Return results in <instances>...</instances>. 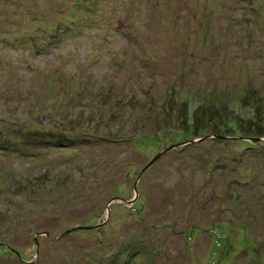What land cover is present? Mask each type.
I'll list each match as a JSON object with an SVG mask.
<instances>
[{
    "label": "rangeland",
    "instance_id": "374dc122",
    "mask_svg": "<svg viewBox=\"0 0 264 264\" xmlns=\"http://www.w3.org/2000/svg\"><path fill=\"white\" fill-rule=\"evenodd\" d=\"M262 116L264 0H0V264H264Z\"/></svg>",
    "mask_w": 264,
    "mask_h": 264
},
{
    "label": "trees",
    "instance_id": "16d2710c",
    "mask_svg": "<svg viewBox=\"0 0 264 264\" xmlns=\"http://www.w3.org/2000/svg\"><path fill=\"white\" fill-rule=\"evenodd\" d=\"M241 97H242V100H238V102L240 103V105L243 104L244 102H247L248 104H252V103L255 102V99H256V96L255 95L254 96H251L250 95V96H248V97L245 98V96H243V94H242ZM229 103L230 102H228V104ZM258 112L260 113L259 110H258ZM197 116H196V118H195V116L194 117H191V118H193L192 119L193 120L192 122H189V120H188L187 117L184 118V120H183L182 123H184L186 125L187 131H184L186 133H184V132L183 133H180V136L182 134L183 135L188 134L189 133L188 130L190 128L192 130V134H195V135H198V136L203 135L201 138L205 137L204 134L202 133V131H204L205 129L212 128L213 131L214 130L215 131H218V130L221 129L220 128L221 125H220L219 122H217V121L213 122L212 121V123H210L209 126H207V125L204 124V121L202 120V118L200 117L198 119ZM220 116H223V115L221 114ZM260 116H261V113H260ZM261 118L263 120L264 117L262 116ZM261 118L259 119V121L260 122H263L261 120ZM255 123H257V121H255V120H254V122H252V121L251 122H232V124L234 125V127H237L236 128L237 130H236V133H235L236 139H233L234 141L231 139L232 142L235 143V144H238L240 142H243V140L241 139L242 136H243L245 138L244 141H251L252 143H249L250 146L253 147L254 149H256L257 146H259L261 144V142L263 141V138H264V124L262 123L261 125H259V124H255ZM228 125L230 127V124H228ZM36 127H38V126H36ZM54 135L59 136L58 133H54ZM39 137H40L39 138L40 139V142H48L47 141V138L43 139L42 136H39ZM58 139H60V140H59V143L57 145H59V144H64L65 145L66 144L67 146H70V145L71 146H74V143L69 142L70 140H68V138L67 139H64L62 137H58ZM207 141L208 140H205V139H203V141L201 140V143L200 144L198 143L199 144L198 146H202V145L206 144ZM228 142H230V140H227L226 141V144ZM77 145H79V143ZM261 145H264V144H261ZM65 147L66 146H59L58 148H63L62 150H64ZM67 148H69V147H67ZM217 161H218V163H220V161H222L223 164H225L227 166L231 165L230 164V160L227 159L226 157L224 159H219L218 158ZM217 161H215V162H217ZM223 172H226V171H223ZM136 189H137V187H136ZM27 222H28V220L27 221H25V220L24 221H19V223H16V226L19 225V224L24 225ZM10 223H12V221L6 219V217H4V216H0V224L7 225L8 226V224H10ZM83 229H86L85 231H87V229H89V228L86 226ZM99 229H101V226H99V227L96 228V230H99ZM11 231L12 230H10L9 233H11ZM77 232H79V231H77ZM5 243L6 242H4V239L0 240V248L1 247H4V246H11V245H9L7 243L5 244ZM136 243L138 244V241H136ZM136 243L135 242H132V240H130V243L127 245V247L125 249H121V251H119L117 254H111V255H105V254H102V255L98 254V255H96V253L90 254V255H92L94 257V260L89 261L91 256L89 258H85V259H84V257H82L81 258L82 259V262H80V264H88V262H90V264H155L156 259H158L159 256L152 255L151 261H147V262H145L142 259H139V256L141 255L140 252H139L140 246H138ZM215 244H218V243H215ZM141 245L143 246L144 244H141ZM41 247H42V245L40 244V250H41ZM210 249H211V255H212L214 251L212 250V247L211 246H210ZM16 253H18V252H16ZM89 253H91V252H89ZM124 253H125V255H124ZM134 254L137 255V256H134ZM17 255L20 256V254H17ZM147 258H148V256H146L144 259H147ZM226 259H228V258H223L222 262H220L219 264H223L224 262H226ZM212 262H213V260H212Z\"/></svg>",
    "mask_w": 264,
    "mask_h": 264
}]
</instances>
